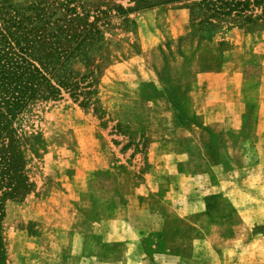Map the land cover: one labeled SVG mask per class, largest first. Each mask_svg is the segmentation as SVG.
I'll return each instance as SVG.
<instances>
[{
    "label": "rangeland",
    "instance_id": "374dc122",
    "mask_svg": "<svg viewBox=\"0 0 264 264\" xmlns=\"http://www.w3.org/2000/svg\"><path fill=\"white\" fill-rule=\"evenodd\" d=\"M263 7L115 17L93 104L63 92L15 123L30 186L5 202L0 264H264V219L227 196L264 209Z\"/></svg>",
    "mask_w": 264,
    "mask_h": 264
},
{
    "label": "trees",
    "instance_id": "16d2710c",
    "mask_svg": "<svg viewBox=\"0 0 264 264\" xmlns=\"http://www.w3.org/2000/svg\"><path fill=\"white\" fill-rule=\"evenodd\" d=\"M195 1L128 0L133 7L124 10L117 0H35L28 7L0 0V220L5 202L22 196L30 186L16 140L17 119L36 102L58 100L63 92L82 98L87 106L93 104L103 66L94 54H102L104 33L115 17L127 22L133 12L192 2L223 19L264 4V0ZM76 62L86 68L83 76L72 68Z\"/></svg>",
    "mask_w": 264,
    "mask_h": 264
},
{
    "label": "crops",
    "instance_id": "0c3cea01",
    "mask_svg": "<svg viewBox=\"0 0 264 264\" xmlns=\"http://www.w3.org/2000/svg\"><path fill=\"white\" fill-rule=\"evenodd\" d=\"M206 181H209V178H207ZM222 186L223 183L219 182L218 185L211 186V188L215 189V191L218 192V189L221 190ZM227 196H230L234 200L233 205L237 209L238 214L241 216L240 218L243 224H245L246 226L257 222V220L259 219H264L263 207L256 208L251 205L252 204L251 201H253L257 197L253 191L251 190L245 191L244 189L242 190L233 189L232 191L228 192ZM141 234L142 233H139L137 231L133 240L134 241L141 240Z\"/></svg>",
    "mask_w": 264,
    "mask_h": 264
}]
</instances>
